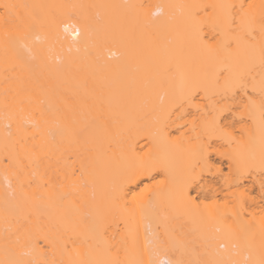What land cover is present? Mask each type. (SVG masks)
Returning a JSON list of instances; mask_svg holds the SVG:
<instances>
[{
	"label": "bare ground",
	"instance_id": "bare-ground-1",
	"mask_svg": "<svg viewBox=\"0 0 264 264\" xmlns=\"http://www.w3.org/2000/svg\"><path fill=\"white\" fill-rule=\"evenodd\" d=\"M218 160L264 197V0H0V264H264Z\"/></svg>",
	"mask_w": 264,
	"mask_h": 264
},
{
	"label": "rangeland",
	"instance_id": "rangeland-1",
	"mask_svg": "<svg viewBox=\"0 0 264 264\" xmlns=\"http://www.w3.org/2000/svg\"><path fill=\"white\" fill-rule=\"evenodd\" d=\"M216 163L217 164L219 163V165H222L221 168L223 167V169H222L223 171L221 172V174L223 176L221 175L218 177L217 176L211 177V175L207 174V176H206V174H204V176H206V179L208 178L210 180V178H211V180L212 179L213 180H212V182L206 183L207 185H210V186H208L205 189L198 191L196 194V203L200 207L210 205V204L214 203L215 200H218V202H220V203L224 202L225 199H227V201H231V200H233V198H231L230 196H225V195H228L229 193L237 190L238 192L244 191V194L246 196L245 201L247 203V207L249 210L255 209L256 212L264 210V197L260 196L259 189L255 183L244 182L239 187H231V188L227 189L224 186V182L226 181V177H227L225 175L228 173L227 162L221 163L218 160ZM203 178H205V177H203ZM248 178H251V177H248ZM259 178H261L263 185H264V177L259 176ZM202 183H203V181H202ZM141 186H143V184L139 185V187H141ZM198 248L200 249L201 245H199Z\"/></svg>",
	"mask_w": 264,
	"mask_h": 264
},
{
	"label": "snow or ice",
	"instance_id": "snow-or-ice-1",
	"mask_svg": "<svg viewBox=\"0 0 264 264\" xmlns=\"http://www.w3.org/2000/svg\"><path fill=\"white\" fill-rule=\"evenodd\" d=\"M5 7H8L7 5Z\"/></svg>",
	"mask_w": 264,
	"mask_h": 264
}]
</instances>
